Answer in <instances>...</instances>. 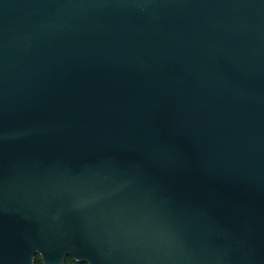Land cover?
I'll use <instances>...</instances> for the list:
<instances>
[{"label":"water","instance_id":"water-1","mask_svg":"<svg viewBox=\"0 0 264 264\" xmlns=\"http://www.w3.org/2000/svg\"><path fill=\"white\" fill-rule=\"evenodd\" d=\"M264 264V0H0V264Z\"/></svg>","mask_w":264,"mask_h":264},{"label":"trees","instance_id":"trees-1","mask_svg":"<svg viewBox=\"0 0 264 264\" xmlns=\"http://www.w3.org/2000/svg\"><path fill=\"white\" fill-rule=\"evenodd\" d=\"M35 264H43V261L40 256H36ZM65 264H87V263H79L74 261L71 257H68L65 261Z\"/></svg>","mask_w":264,"mask_h":264}]
</instances>
